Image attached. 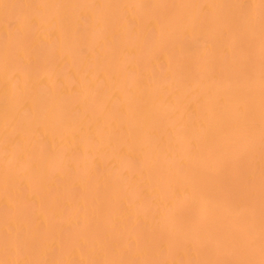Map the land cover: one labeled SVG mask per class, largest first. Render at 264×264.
<instances>
[{
  "label": "bare ground",
  "instance_id": "bare-ground-1",
  "mask_svg": "<svg viewBox=\"0 0 264 264\" xmlns=\"http://www.w3.org/2000/svg\"><path fill=\"white\" fill-rule=\"evenodd\" d=\"M263 162L264 0H0V264H264Z\"/></svg>",
  "mask_w": 264,
  "mask_h": 264
},
{
  "label": "rangeland",
  "instance_id": "rangeland-1",
  "mask_svg": "<svg viewBox=\"0 0 264 264\" xmlns=\"http://www.w3.org/2000/svg\"><path fill=\"white\" fill-rule=\"evenodd\" d=\"M236 135V134H235ZM234 134H233V136H231V138H233V137H236ZM70 143L71 142H67V144L68 145H70ZM170 145V146H169ZM169 145H166L167 147H169L170 149L169 150H173V151H175L176 150V152L177 151H179V147L176 145V144H169ZM175 146V147H174ZM166 148V147H165ZM177 148H178V150H177ZM168 150V149H167ZM259 169H262V168H264V162L261 164V165H259V167H258ZM260 173H261V171H260ZM261 175H258L257 177H260ZM264 177H262L261 178V180L263 179ZM258 180V182H262V181H260L259 179H257ZM264 182V181H263ZM194 227H196V226H194ZM191 228H193V226H190V231H191ZM195 230V228H193V231ZM258 234V233H257ZM262 235H256L255 236V238H256V240L258 239L259 240V244H258V247L260 248H263L264 249V241H263V239H262V237H261ZM261 241V242H260Z\"/></svg>",
  "mask_w": 264,
  "mask_h": 264
}]
</instances>
